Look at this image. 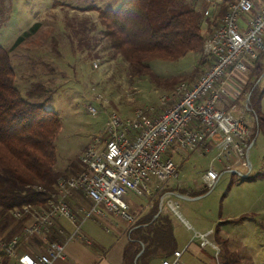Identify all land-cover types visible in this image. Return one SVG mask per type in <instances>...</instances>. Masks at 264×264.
I'll use <instances>...</instances> for the list:
<instances>
[{"label": "rangeland", "instance_id": "rangeland-1", "mask_svg": "<svg viewBox=\"0 0 264 264\" xmlns=\"http://www.w3.org/2000/svg\"><path fill=\"white\" fill-rule=\"evenodd\" d=\"M124 1L127 0H0L1 46L11 48L25 30L41 22L40 31L10 55L16 84L24 95L39 83L50 89L48 108L61 118L54 168L67 175L77 172L80 154L104 129L108 113L131 116L138 107H157L162 93H171L180 81L194 82L209 64L203 52L141 64L126 60L119 50L110 47L98 9L92 10L91 18L82 12V8L92 5L117 9ZM184 1L159 0L157 7L166 12L161 18L152 12L153 25L159 26L163 16L180 11ZM55 4L60 8L52 11ZM194 7L203 13L208 3L199 0ZM254 69L246 81L247 95L221 105L235 116H244L256 130L250 149L252 170L247 176L226 171L214 187H207L202 177L205 171L213 162L217 169L222 168L217 160H212L214 152L179 153L171 149L167 153L181 165L178 164V177L199 192L191 197L205 195L198 199L181 198V213L196 231L212 227V237L221 249L216 256L209 246L211 254L204 255L207 258L201 256V261L194 254L198 243H193L183 255V263L264 264V56ZM97 95L108 103L97 99ZM44 98L31 100L42 102ZM89 105L96 106L99 113H91ZM128 198L141 197L132 193ZM173 224L179 244L189 242L195 230H189L175 216Z\"/></svg>", "mask_w": 264, "mask_h": 264}, {"label": "built area", "instance_id": "built-area-1", "mask_svg": "<svg viewBox=\"0 0 264 264\" xmlns=\"http://www.w3.org/2000/svg\"><path fill=\"white\" fill-rule=\"evenodd\" d=\"M204 1L208 3L203 12L208 67L194 82L180 81L171 93H162L157 107H138L131 116L108 113L104 129L80 154L75 174L59 177L52 189L32 185L48 194L45 203H23L8 211L22 228L10 239L0 237V264L12 260L16 264H55L67 259L69 243H90L81 232L85 221L115 215L134 222L126 196L130 192L146 196L152 185L161 193L160 209L195 230L180 211V198L167 189L172 178L181 183L177 162L167 156L173 148L179 153H215L212 160L222 168L213 162L205 171L202 177L207 187H214L226 171L241 177L251 172L255 132L244 116H235L221 105L238 97L230 90L234 72H250L264 56V0ZM97 99L108 103L102 95ZM88 110L99 113L93 105ZM61 218L74 226L72 232L58 224ZM213 233L195 230L191 242L211 246L219 256L221 249L211 239ZM185 249L176 250L173 258L160 264H183Z\"/></svg>", "mask_w": 264, "mask_h": 264}, {"label": "trees", "instance_id": "trees-1", "mask_svg": "<svg viewBox=\"0 0 264 264\" xmlns=\"http://www.w3.org/2000/svg\"><path fill=\"white\" fill-rule=\"evenodd\" d=\"M198 1L185 0L180 11L163 16L156 27L152 12L159 18L166 12L163 7H157L159 0H127L117 9H94H98L110 47L119 50L129 62L141 64L154 59L177 60L188 52L204 54L205 18L194 7ZM40 26L36 22L25 30L11 48L0 45V237L4 239H10L22 228L21 222L9 217L11 208L23 203H45L48 194L34 190L32 185L42 184L52 189L59 177L67 175L54 168L61 118L48 108L50 89L39 83L24 95L16 84L10 55L36 34ZM38 96L45 98L42 102L31 100ZM132 228L137 244L132 260L139 253L138 260L165 259L177 250L173 221L160 212L158 205Z\"/></svg>", "mask_w": 264, "mask_h": 264}, {"label": "crops", "instance_id": "crops-1", "mask_svg": "<svg viewBox=\"0 0 264 264\" xmlns=\"http://www.w3.org/2000/svg\"><path fill=\"white\" fill-rule=\"evenodd\" d=\"M56 5L57 4L54 5V7L52 8V11H54L53 9L59 10L60 7L58 8L56 7ZM94 7H97V6L92 5V7L90 6V7L82 8V12L85 14V16L90 17L92 15L91 14L92 10H95ZM94 26L95 25L92 26L93 29L95 28ZM41 27L42 25L40 26V28ZM40 28L38 31H40ZM38 31L36 32V34L38 33ZM57 42L59 41L57 40ZM256 65L257 63H255L252 66L251 71L255 70L254 68ZM253 74L254 72H252L251 76H253ZM248 78H250L248 71L247 72H240V71L234 72L232 80L230 82V90L233 94L238 95L237 98L247 95V91H246L247 82L246 81H248ZM231 102L233 103L232 100L229 101V103ZM250 127L255 132L251 140V143L254 145L256 130L252 126ZM173 151L176 152L177 150L173 148ZM180 166L181 165L179 164V167ZM178 179L180 178L178 177ZM180 182L181 183H178L177 179H174V178L170 179L169 182L167 183V189H170L176 194L182 193L183 191L184 193L182 194L187 195L189 197L193 196L192 192H197V189L195 190L194 186L189 185L188 181L180 179ZM130 194H132V192H130L126 196V200L129 204L130 211L135 216L134 222L125 221L115 215H109V217L103 220L85 221L82 224L81 232L85 237H87L90 240V243H87L85 241H76V242L69 243L66 249L67 259L59 260L55 262V264H160L161 261L163 260L162 258H154L151 261L138 260L141 253H139L135 257V259L132 260L133 253L137 250V244L134 241L136 235L133 234L134 232H133L132 227L141 217L149 214L156 205H158L160 212L169 215L172 221H173L174 216L171 213L164 212L160 209L161 193L155 187V185H152L150 187V192L146 196H140L141 197L140 199L137 198L136 200L135 199L131 200L128 198V196L130 197ZM82 201H84L86 204H89V200L87 199H84ZM58 224L62 226L68 233L72 232L74 229V226L65 218H61L58 221ZM212 230L213 228L210 227L207 230H200V231L207 232V231H212ZM174 234L177 240V250L187 248L184 250L183 255L185 254L186 251L190 249L191 245L196 242L198 244L194 246V254L199 259H201V261H203L202 258H207L205 257L206 255L211 254L210 251H208L209 246L203 248L200 246L198 240H194L193 242H191L192 238H190L189 242L183 241L181 242V244H179L180 242L178 241V237L175 233V230H174ZM211 239L214 242H216L212 236H211ZM172 256L168 258H173ZM8 264H16V263L15 261L12 260V261H9ZM183 264H186V263H183ZM188 264H198V263L194 261ZM204 264H207V263H204Z\"/></svg>", "mask_w": 264, "mask_h": 264}, {"label": "water", "instance_id": "water-1", "mask_svg": "<svg viewBox=\"0 0 264 264\" xmlns=\"http://www.w3.org/2000/svg\"><path fill=\"white\" fill-rule=\"evenodd\" d=\"M252 145H253V144L251 143V147H252ZM177 196H178L179 198H183V199H198V198H200V197H202V196H205V195L197 196V197H189V196L184 195V194H182V193H178Z\"/></svg>", "mask_w": 264, "mask_h": 264}]
</instances>
